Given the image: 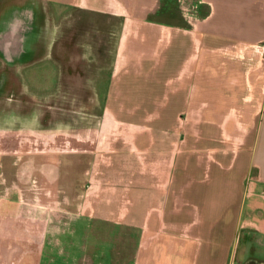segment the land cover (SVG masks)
Listing matches in <instances>:
<instances>
[{"label": "crops", "instance_id": "1", "mask_svg": "<svg viewBox=\"0 0 264 264\" xmlns=\"http://www.w3.org/2000/svg\"><path fill=\"white\" fill-rule=\"evenodd\" d=\"M27 6L43 15L41 54L24 64L0 58L3 67L54 58L70 72L60 74L64 84H89L79 69L119 68L104 106L118 132L77 209L134 229L133 264H264L255 255L264 253V0H0L9 30ZM56 16L62 37L47 40ZM93 28L97 45L82 43ZM253 99L258 106L244 104ZM5 197L3 211L16 213L20 197L14 206ZM1 217L0 235H28L41 250L55 232L47 220L17 226Z\"/></svg>", "mask_w": 264, "mask_h": 264}, {"label": "rangeland", "instance_id": "2", "mask_svg": "<svg viewBox=\"0 0 264 264\" xmlns=\"http://www.w3.org/2000/svg\"><path fill=\"white\" fill-rule=\"evenodd\" d=\"M177 3L183 11L181 1ZM53 8L51 6L55 12ZM59 22L57 16L56 20L47 21L48 38L54 32L52 40L61 39ZM96 29L91 30L86 42L84 38L81 42L97 45L93 39L94 34H99ZM55 45L56 41L52 51ZM91 54L85 52L89 59L96 58V64L100 65L102 53ZM84 69L80 71L89 78V84L58 86L60 65L54 58H45L21 69L3 67L0 60V79L8 78L4 80L7 82L5 91L0 94L4 103L0 108V174L3 172L6 179L0 176L1 216L8 215L3 222H13L17 226H28L36 219L47 220L49 229L56 232H48L42 250L41 243L36 244L28 235L2 233L0 264H133L139 252V235L134 229L92 219L77 209L79 196L86 191L90 178L95 173L102 175L96 171L100 168L98 164L107 154L108 143L116 137L119 128L114 119L108 120L110 113L104 107L111 75L117 69ZM98 74L104 77L99 78ZM93 80H96L95 85ZM244 104L255 107L259 101L246 100ZM44 118H47L46 123L42 122ZM109 124L117 130L110 133ZM77 128L84 131V141L73 139L72 131ZM73 146L78 148L75 150ZM42 155L45 159L41 161ZM6 192H11V198H8L12 206L19 202L18 197L21 200L18 211L11 215L3 211L7 204ZM39 222L43 225L42 221ZM11 230L16 231L14 228ZM255 255L264 258V253ZM19 256L24 261L19 262ZM243 264L259 263L250 261Z\"/></svg>", "mask_w": 264, "mask_h": 264}, {"label": "water", "instance_id": "3", "mask_svg": "<svg viewBox=\"0 0 264 264\" xmlns=\"http://www.w3.org/2000/svg\"><path fill=\"white\" fill-rule=\"evenodd\" d=\"M19 11L16 10L17 13ZM21 13L24 17L11 22L10 30L9 22L0 19V58L5 63L24 64L37 59L41 54L39 43L45 40L43 15L34 6L21 9Z\"/></svg>", "mask_w": 264, "mask_h": 264}, {"label": "flooded vegetation", "instance_id": "4", "mask_svg": "<svg viewBox=\"0 0 264 264\" xmlns=\"http://www.w3.org/2000/svg\"><path fill=\"white\" fill-rule=\"evenodd\" d=\"M1 64H3V63H1ZM81 69H79L78 71H77V73H79V74H81V71H80ZM68 70H66V72H67ZM65 72V71H64ZM64 72H61L60 74H62V76L64 77L65 76V74H64ZM2 75V74H1ZM4 75V74H3ZM5 78H7L6 76H4ZM5 78H4V80H5ZM64 86L65 84L63 83V79L60 77V80H59V85L58 86ZM67 85H70V84H67ZM63 89V88H62ZM57 91H59V89H58V87H57ZM23 101H24V99H23ZM1 102V101H0ZM1 103H3V102H1ZM25 103H26V101H25ZM31 103V102H30ZM28 105H30V104H28ZM31 106V105H30ZM28 111V110H27ZM46 120H47V118L45 119H43L42 120V122H45L46 123ZM40 121V120H39ZM43 159H45V155L43 156L42 155V157H41V161L43 160Z\"/></svg>", "mask_w": 264, "mask_h": 264}, {"label": "bare ground", "instance_id": "5", "mask_svg": "<svg viewBox=\"0 0 264 264\" xmlns=\"http://www.w3.org/2000/svg\"><path fill=\"white\" fill-rule=\"evenodd\" d=\"M68 74H69V73H68ZM63 80H64V79H63ZM66 82H67V81H65V83H66ZM69 88H70V87H69ZM71 91H72V90H71ZM68 95H70V94H68ZM64 96H65V95H64ZM69 97H70V96H69ZM69 97H68V98H69ZM64 98H65V97H64ZM60 108H61V107H60ZM55 109H56V108H55ZM57 127H58V126H57ZM58 128H59V127H58ZM61 129H62V128H61Z\"/></svg>", "mask_w": 264, "mask_h": 264}]
</instances>
